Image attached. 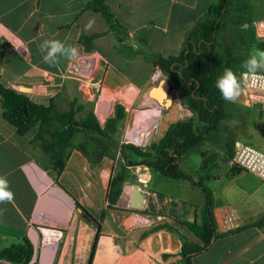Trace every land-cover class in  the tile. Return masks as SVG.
Listing matches in <instances>:
<instances>
[{
	"label": "crops",
	"instance_id": "obj_1",
	"mask_svg": "<svg viewBox=\"0 0 264 264\" xmlns=\"http://www.w3.org/2000/svg\"><path fill=\"white\" fill-rule=\"evenodd\" d=\"M92 1L0 0L1 83L17 91L20 86L31 87L32 92L26 95L47 106L72 84L68 74L84 55L98 61L104 86L119 91L130 86L127 94L134 96L136 90L153 88L152 81L157 78L153 60L179 56L188 34L221 0H108L122 31L112 30L101 13L87 9ZM83 36L94 37L92 51L83 45ZM44 41H60L66 48L75 49V55L58 53L54 65L45 62L47 50L40 48ZM123 66L136 72L141 66L150 67L152 72L140 85L133 81L123 85L127 79ZM170 80H164L165 86L171 83L173 87ZM137 97L131 102L135 103ZM227 120L228 116L218 134L185 153L179 167L195 151L204 157L200 166L211 162L218 168L224 160L230 177L228 152L240 139L230 132ZM32 131L23 137L17 134L4 118L0 96V177L6 179L13 193L11 201H0V251L28 241L32 249L28 264H89L96 244L91 264H187L181 255L182 238L192 244H200V240L186 227L143 235L164 221L201 224L206 199L200 188L150 169L144 176L141 166L128 167L122 192L111 203V180L118 175L119 167H124L119 152L115 160L105 158L96 163L72 149L65 169L58 175L40 144L35 143ZM199 163L195 161L182 170L194 174L196 182L203 181L211 190L218 236L207 250L192 255L191 263L264 264V194H231L230 184L220 185L221 177L208 168L198 171ZM135 185L146 193L140 211L130 208ZM196 190L201 194H190ZM77 204L93 216L100 229ZM228 209L236 211L241 227L224 233L219 217ZM36 216L47 218L46 222ZM39 227L60 234L50 243Z\"/></svg>",
	"mask_w": 264,
	"mask_h": 264
},
{
	"label": "trees",
	"instance_id": "obj_2",
	"mask_svg": "<svg viewBox=\"0 0 264 264\" xmlns=\"http://www.w3.org/2000/svg\"><path fill=\"white\" fill-rule=\"evenodd\" d=\"M108 0H93L87 9L101 13L110 28L122 31L123 28L109 10ZM232 0H221L218 5L210 7L206 16L200 20L188 34L186 45L177 57L159 56L153 60L155 68L173 82V88L179 93L182 106L193 114V118L180 120L169 126L167 132L158 143L149 148L123 144L120 145L115 135L118 126L126 116L125 107L118 105L113 118L102 127L96 116L90 113L84 120L76 119V111L71 108L68 112L56 111L54 101L42 105L32 100L28 95L13 88L4 86L0 81V96L3 103L5 120L14 126L21 137L38 128L35 140L40 141L42 151L49 157L51 169L58 175L65 169L69 153L72 149L80 151L84 156L98 163L103 159H115L120 153L124 167H147L161 175L187 181L193 187L200 188L205 194L206 205L201 212L202 223L174 220L173 223L160 222L147 230L144 237L161 230L177 232L179 227H186L200 240V244H192L182 238L181 255L187 264L191 257L207 250L217 233V223L213 213V195L203 183L196 182L192 176L179 167L184 154L196 149L212 135L220 132L221 122L227 116V101L216 87L218 79L223 76L225 69L232 71L238 64L244 62L242 57L223 58L214 54L217 36L221 31V22L229 13ZM94 37L83 36L82 43L87 50H93ZM240 44L244 55H247V42L241 38ZM264 48V45L259 44ZM201 127L197 128L196 120ZM77 136L84 138L77 145ZM88 141V142H87ZM89 143V145H87ZM230 158L234 155V147L230 145ZM233 175L241 173L232 170ZM125 175L120 173L111 180L108 199L116 202L122 192ZM77 207L82 208L79 204ZM87 217L100 229V224L84 210ZM94 244L92 248L95 251ZM32 257V249L28 241L13 245L0 251V261L13 264H28Z\"/></svg>",
	"mask_w": 264,
	"mask_h": 264
},
{
	"label": "rangeland",
	"instance_id": "obj_3",
	"mask_svg": "<svg viewBox=\"0 0 264 264\" xmlns=\"http://www.w3.org/2000/svg\"><path fill=\"white\" fill-rule=\"evenodd\" d=\"M258 19H264V0H232L229 13L223 21H220L222 29L217 36V43L213 55H218L223 58L228 56L232 58L242 57L244 62L253 56L259 60L260 53L264 52V48L260 47L253 37V22ZM241 38L246 39L247 55L243 54L244 51L240 44L235 45V43L240 42L239 40ZM86 61L88 64H85V67L81 62L77 63L78 68L72 67L68 74V77H70L69 82H72V84L57 93L54 99L57 112L65 113L73 108L76 111V119L79 121L84 120L90 113H93L99 124L104 127L106 122L114 117L116 107L118 105H125L129 110H127L123 122L119 124L120 128L115 138L120 145L128 144L143 149L149 148L153 143H158L165 135L171 123L193 118V114L182 106L179 93L171 87V83H169V86H165L162 91L163 97L160 95L157 96L156 90L163 89L160 81L169 79L161 70L156 69L154 71V77L157 78L155 81H152L153 88L145 89L142 92L136 90V94L130 97L127 94L130 86H126L120 91L109 88L106 85L104 86L102 78L100 77L98 61H90V59ZM244 62L238 64L233 70L240 86L243 73L248 71L244 67ZM122 68L124 74L127 76V79L122 82L123 85L128 84L129 81L140 85L152 72V68L143 66H141L138 72L128 70L125 66ZM108 89H110V93L107 92ZM136 95L138 96L136 102L132 103L131 100ZM158 98L162 100L160 103L158 102ZM168 102H171L170 105ZM226 113L228 116L226 123L230 126V132L233 131L240 139V142L252 145L256 149L264 152V130L262 128L264 114L259 108H248L245 106L242 91L235 101H227ZM195 120L197 128H200V122L197 118ZM154 123L155 126L150 127L146 131L144 126L147 127ZM37 132L38 128L32 131V135L37 134ZM140 132L146 136L142 142L138 141V134ZM83 139L77 136L74 144L77 145L81 140L84 141ZM35 143L39 145L40 141L35 140ZM217 152L219 153L220 150ZM203 160L204 157L202 155L196 154L195 151L190 152L188 158L182 162L181 169H186L188 165L195 163V161H200V166ZM204 165L200 166L198 171L200 169L202 170V168H208L213 173H216V175L218 174L222 179L220 185L230 184L231 194H264V182L250 173L241 172L233 175L232 168L230 167L229 177L224 160L221 161L220 167L218 168L214 167L211 162ZM141 168L145 173L144 176H146V170L149 168L143 166ZM144 168L146 169L144 170ZM128 170L125 167H119L118 170V175L120 173L125 175L124 183L128 177ZM192 178L194 179V174H192ZM131 182L134 183L133 178ZM169 188L170 186L167 189ZM164 191H166V188ZM196 192L201 194L198 190L194 192L190 191V194H198ZM44 233L46 239L50 240V243L54 242L51 241L54 236H49L54 233L46 230Z\"/></svg>",
	"mask_w": 264,
	"mask_h": 264
},
{
	"label": "built area",
	"instance_id": "obj_4",
	"mask_svg": "<svg viewBox=\"0 0 264 264\" xmlns=\"http://www.w3.org/2000/svg\"><path fill=\"white\" fill-rule=\"evenodd\" d=\"M253 31L255 42L264 45V19H258L253 22ZM18 47L22 51V53L26 55V52L23 50L22 46L19 45ZM88 59L90 58L87 56H81L73 65V68H78L77 63L79 62H81L83 66L85 64H88L86 61ZM91 60L92 59H90V61ZM241 91L243 93L245 106H247L248 108H259L260 111L264 114V68L257 69L254 74L250 73L249 71L244 72L241 80ZM230 167L232 168V170L250 173L258 177L260 180L264 181V152L256 149L252 145L238 141L234 145V155L230 159ZM36 218L42 220V222H46L47 219H43L37 216ZM219 226L224 233L238 230L241 227L240 217L235 210L228 209L219 217ZM39 229L45 235V229H43L42 227H39ZM49 232L55 233V235L50 234V237H56L60 234V232ZM0 264L13 263L6 261L0 262Z\"/></svg>",
	"mask_w": 264,
	"mask_h": 264
},
{
	"label": "clouds",
	"instance_id": "obj_5",
	"mask_svg": "<svg viewBox=\"0 0 264 264\" xmlns=\"http://www.w3.org/2000/svg\"><path fill=\"white\" fill-rule=\"evenodd\" d=\"M40 48L41 50H47V55L44 57L45 62L53 65L56 63L55 57L58 53L66 56L75 55V49L66 48L60 41H44ZM244 67L253 74L257 69L264 68V52L260 53L259 60L253 56L245 61ZM216 87L227 101H235L241 92L240 83L231 69H225L223 76L218 79ZM12 199L13 193L8 190L6 179L0 177V201H11Z\"/></svg>",
	"mask_w": 264,
	"mask_h": 264
},
{
	"label": "water",
	"instance_id": "obj_6",
	"mask_svg": "<svg viewBox=\"0 0 264 264\" xmlns=\"http://www.w3.org/2000/svg\"><path fill=\"white\" fill-rule=\"evenodd\" d=\"M19 91L24 94H30L32 92V88L28 86H20ZM145 200L146 193L141 189V187L135 185L132 189L130 208L137 211L142 210Z\"/></svg>",
	"mask_w": 264,
	"mask_h": 264
},
{
	"label": "bare ground",
	"instance_id": "obj_7",
	"mask_svg": "<svg viewBox=\"0 0 264 264\" xmlns=\"http://www.w3.org/2000/svg\"><path fill=\"white\" fill-rule=\"evenodd\" d=\"M81 66H82V65H81ZM159 76H160V75H159ZM160 83L162 84L163 89H157V90H156V94H157V96H158V95L162 96V91H163L164 88H165V81H164V80H161ZM162 97H163V96H162ZM158 100H159V101H158L159 103L162 101V100L159 99V98H158ZM170 103H171V102H168L169 105H170ZM166 104H167V103H166ZM169 105H168V106H169ZM152 126H155V123L152 124V125H149V126H147V127H146V126H144V127L146 128V131H148L149 128L152 127ZM156 127H157V126H156ZM154 130H155V129H154ZM140 131H141V130H140ZM149 134H150V133H149ZM148 136H149V135H148ZM145 137H146V136H145L144 134H142V132H140V133L138 134V141H139V142H142V141L145 139Z\"/></svg>",
	"mask_w": 264,
	"mask_h": 264
}]
</instances>
